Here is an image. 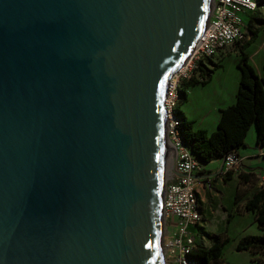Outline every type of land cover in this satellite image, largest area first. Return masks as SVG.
I'll list each match as a JSON object with an SVG mask.
<instances>
[{
	"label": "water",
	"instance_id": "1",
	"mask_svg": "<svg viewBox=\"0 0 264 264\" xmlns=\"http://www.w3.org/2000/svg\"><path fill=\"white\" fill-rule=\"evenodd\" d=\"M207 9L0 0V264L161 263L163 96Z\"/></svg>",
	"mask_w": 264,
	"mask_h": 264
},
{
	"label": "built area",
	"instance_id": "2",
	"mask_svg": "<svg viewBox=\"0 0 264 264\" xmlns=\"http://www.w3.org/2000/svg\"><path fill=\"white\" fill-rule=\"evenodd\" d=\"M257 7L258 0H212L203 31L178 70L166 82L163 96L164 135L176 154L174 168L181 176L171 175L163 190L160 213L161 264H200L191 257L199 245L191 230L198 227L203 214L196 186L210 188L208 182L197 177L205 172V163L191 154L180 136V119L176 115L180 85L192 78L202 80L200 72L207 69V60L211 61L224 49L245 38L247 31L242 15L255 11ZM223 160L225 172L239 165L236 152L228 153Z\"/></svg>",
	"mask_w": 264,
	"mask_h": 264
},
{
	"label": "trees",
	"instance_id": "3",
	"mask_svg": "<svg viewBox=\"0 0 264 264\" xmlns=\"http://www.w3.org/2000/svg\"><path fill=\"white\" fill-rule=\"evenodd\" d=\"M264 4V0H258V5ZM264 29V23L260 27H253L249 22L248 31L251 34L249 40H239V61L237 68L240 71L236 98L234 103L226 108H220L219 119L215 131L208 133L206 129L194 130L193 122L187 119L181 111L176 115L180 119L179 132L181 139L188 146L191 154L205 164L216 158H224L230 152H236L238 148L245 147L246 134L252 125L256 126V143L264 147V63L263 76L259 77L248 62V56L243 52L256 36L258 30ZM219 64V63H218ZM218 64H212V69H203L200 72L202 80L195 78L185 80L180 85V97L178 105L186 97L185 89L197 84H205L210 80L211 72ZM226 171V179L231 176V170ZM237 199V198H236ZM235 199V202L237 201ZM246 212H252L253 220L260 234L242 236L235 247L236 252L246 251L250 255L251 264H264V186L248 198L242 206ZM236 210L239 207L236 205ZM231 213L227 215L230 221ZM212 239L208 247L199 243L191 257L200 264H225L223 262L222 248L229 242L226 234H207Z\"/></svg>",
	"mask_w": 264,
	"mask_h": 264
},
{
	"label": "crops",
	"instance_id": "4",
	"mask_svg": "<svg viewBox=\"0 0 264 264\" xmlns=\"http://www.w3.org/2000/svg\"><path fill=\"white\" fill-rule=\"evenodd\" d=\"M258 8L259 5L255 11L250 13L248 12L250 14L248 23L243 20L247 31L245 32L246 36L244 38V41L249 40V38L251 37V34L248 31V25L250 21H252L253 27H260L264 23V14L259 16L260 20L254 17ZM236 44L235 45L237 47H234L233 45L227 49H224L211 61L207 60V63H209V65L212 64V61L219 63V67L214 69V71L212 72L210 80L207 81L204 85L199 86L203 87L202 89H204V87L214 88L215 91L213 92L218 97L217 101L212 105L211 109L208 110L207 113L201 114L200 117H198L201 124L203 122L209 123V128L203 127L208 132L216 130L220 108H226L227 106L231 105L232 103H234L236 98L238 82L240 80V71L237 68V65L240 58L239 48H241L240 43ZM243 52L247 54L248 62L253 67L256 74H258L259 77L263 76L262 66L264 63V29H260L258 30V32H256L255 38L246 48L243 49ZM233 54L236 56L234 63L236 64L235 67L238 70L235 72V74H233V77L230 78V81H227L226 83L222 82V84L219 85L218 90H216L217 85H213L212 83L214 81V75L217 71H222L226 60H228V58ZM196 86L197 85H195L194 87ZM177 110L181 111L187 119H190V116L187 114V112L182 110V107L178 105V103ZM209 114L212 115L211 118L208 119L207 117L209 116ZM256 132V126L252 125L246 134V138L247 136H250L252 140L254 139L253 148H251L250 145L245 141L246 146L237 149V154L239 156V165L233 167L229 179L225 178L226 172L220 165L222 163V158H216L212 162L206 165L204 164V167L207 165L209 166L208 169L205 168V172L200 175V178L204 179L205 182H208L210 184V188L205 189L204 187L197 185L196 189L198 193V201L203 212L202 220L207 222L208 225H210V219L212 215L215 214L216 208L219 207H221V209L226 212L227 215L228 213H231L230 220H232L233 216L236 214H250V216L253 218L254 214L252 212L244 211L242 209V206L248 198H250L262 186H264V169L262 167V164H260L261 162H264V147H261L256 143ZM246 138L245 140H247ZM227 189L231 190L233 195V207L231 209L226 208L222 204V198L224 196V192ZM235 199L237 200L236 202ZM236 205L239 207V211L236 210ZM257 234L259 233L257 232Z\"/></svg>",
	"mask_w": 264,
	"mask_h": 264
},
{
	"label": "rangeland",
	"instance_id": "5",
	"mask_svg": "<svg viewBox=\"0 0 264 264\" xmlns=\"http://www.w3.org/2000/svg\"><path fill=\"white\" fill-rule=\"evenodd\" d=\"M212 0H208V11L210 14ZM250 13V12H249ZM247 13L242 16L243 20L248 23L250 14ZM264 14V4L262 3L259 5L258 10L256 11L254 17L259 19V16ZM207 17V16H206ZM260 20V19H259ZM236 44V43H235ZM234 44V47H237ZM236 56L233 54L231 55L228 60H226V63L224 64V68L216 72L214 75V81L212 82L213 85H217L216 90H218L219 85L222 84V82L226 83L227 81H230V78L233 77V74L238 70L235 67V60ZM212 64H218V62H213ZM212 64H207V69H212ZM219 67V66H218ZM216 69V68H215ZM214 69L212 70V72ZM211 72V74H212ZM202 84H197L196 87H188L185 89L186 97L180 104L182 107V110L187 112V114L190 116L189 120L194 121L193 122V128L194 130L204 129L203 127L209 128V123L203 122L201 124L198 117H200L201 114L207 113L208 110L211 109L212 105L217 101V96L214 94L213 91H215L214 88L210 87H199ZM204 85V84H203ZM213 114V113H212ZM207 117L208 119L211 118V115ZM202 125V126H201ZM208 132V131H207ZM210 133V132H208ZM251 134V132H250ZM166 139V138H165ZM245 140L247 144L250 145L251 148H253L254 139L252 140L250 136H247ZM166 147V148H165ZM163 164H162V181L160 183V209H161V200L163 196V190L165 183L170 180L171 169L169 168L170 164V152L167 146L164 143V149H163ZM244 152V151H243ZM262 167L264 169V162H261ZM208 166H205L206 169H208ZM231 185V183H230ZM233 195L231 190L227 189L224 192V196L222 198V204L228 209H231L233 207ZM227 213L224 212L221 207L216 208L215 214L212 215L210 219V225H208L207 222L204 220L200 221V224L198 227H194L193 230H191L196 238V241L203 244V247H208L211 243L212 239L207 238V234H226V236L229 238V242L222 248V256H223V262L225 264H251L250 262V255L246 251L242 252H236L235 247L238 242V240L244 236V235H257V232L260 234V231H258L257 226L253 220V218L250 216V214L245 215H234L233 219L227 222L226 220ZM204 229H203V228ZM207 227V228H205ZM161 228H162V220H161ZM204 231H203V230ZM202 236L204 237V240L202 239Z\"/></svg>",
	"mask_w": 264,
	"mask_h": 264
},
{
	"label": "bare ground",
	"instance_id": "6",
	"mask_svg": "<svg viewBox=\"0 0 264 264\" xmlns=\"http://www.w3.org/2000/svg\"><path fill=\"white\" fill-rule=\"evenodd\" d=\"M211 7V6H210ZM207 13H209V11H208V9H207ZM206 16H207V14H206ZM205 16V17H206ZM207 18V17H206ZM206 20V19H205ZM169 80V79H168ZM167 82V81H166ZM164 143H165V145L167 146V148L169 149V152H170V163H172V159H173V152H172V149H171V147H170V144L168 143V141L165 139V137H164ZM166 148V147H165ZM163 149H164V146H163ZM163 164V163H162ZM169 168H171V166H170V164H169ZM161 181H162V178L160 179V183H161ZM161 186V185H160ZM160 194H161V192H160ZM159 197H161V196H159ZM160 220H161V218H160ZM161 249V248H160ZM161 263H162V260H161ZM160 263V264H161Z\"/></svg>",
	"mask_w": 264,
	"mask_h": 264
}]
</instances>
